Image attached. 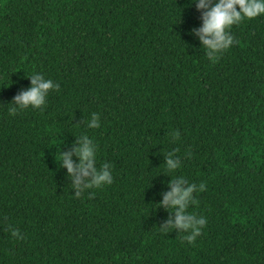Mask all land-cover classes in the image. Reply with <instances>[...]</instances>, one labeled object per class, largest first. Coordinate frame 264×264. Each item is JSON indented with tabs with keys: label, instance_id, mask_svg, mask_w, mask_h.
Instances as JSON below:
<instances>
[{
	"label": "trees",
	"instance_id": "obj_1",
	"mask_svg": "<svg viewBox=\"0 0 264 264\" xmlns=\"http://www.w3.org/2000/svg\"><path fill=\"white\" fill-rule=\"evenodd\" d=\"M203 12L194 0H0V264H264V15L209 58ZM35 73L59 89L20 108ZM82 136L113 182L76 196L59 157L78 163ZM181 178L196 185L185 213L206 219L194 244L164 231Z\"/></svg>",
	"mask_w": 264,
	"mask_h": 264
},
{
	"label": "clouds",
	"instance_id": "obj_2",
	"mask_svg": "<svg viewBox=\"0 0 264 264\" xmlns=\"http://www.w3.org/2000/svg\"><path fill=\"white\" fill-rule=\"evenodd\" d=\"M196 6L204 10L203 25L196 32L200 40L207 49L209 58H215L217 54L228 50L234 43V38L230 33L233 25L239 24L246 19H253L264 15V0H216L210 3V0H194ZM32 79L31 87L18 95L15 100L20 108H42L47 101L48 94L53 89H59V84L51 79H46L42 74L35 73L30 76ZM14 113L16 108L11 109ZM93 128L100 127L99 115L93 113ZM78 157V163L73 161L72 152H61L59 161L68 169L71 177L75 178V187L78 189L76 196H79L84 190L89 188H99L113 182L112 173L108 171L109 165L104 164L102 168L96 167L97 150L93 141L87 136L80 137V143L75 147V153ZM180 166L178 160H174L171 155L167 159V168L175 170ZM175 184V181L173 182ZM184 180L175 184L172 191L168 192L162 205L176 212V218L171 228H180L187 232L183 238L189 243H195L197 237L201 234L202 228L206 225L204 217H198L194 213H185L190 203H195L193 190L195 184L185 188ZM204 185H199V190L204 189ZM178 206V207H177ZM14 237H21L18 229L9 226ZM22 238V237H21Z\"/></svg>",
	"mask_w": 264,
	"mask_h": 264
}]
</instances>
